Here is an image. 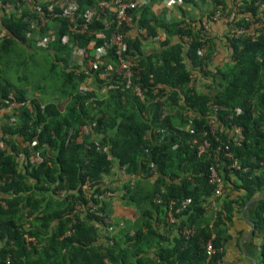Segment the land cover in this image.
I'll return each instance as SVG.
<instances>
[{
    "label": "trees",
    "instance_id": "trees-1",
    "mask_svg": "<svg viewBox=\"0 0 264 264\" xmlns=\"http://www.w3.org/2000/svg\"><path fill=\"white\" fill-rule=\"evenodd\" d=\"M6 1L15 8L9 13ZM100 1L108 0H78V13L96 9L102 15L79 19L87 27L82 35L69 30L65 11L71 0L36 32L49 36L44 49L52 71L61 68L54 102L44 104L10 82L0 85V105L7 106L14 93L17 102L33 107H21L14 123L3 122L13 139L0 151V264H220L234 219L251 200L264 197V0L241 1L238 16H243L234 21L241 33L224 35L231 61L217 68L212 62L222 40L211 16L218 9L220 19L230 14L226 0L210 1L209 29L203 26L204 11L193 16L183 10L182 20H168L155 16L154 5L141 8L132 18L138 35L127 39L125 49L136 63L133 85L126 89V81L114 77L115 88L105 92L106 66L116 70L119 63L113 50L99 59L88 47L92 42L96 50L106 47L103 35L113 32V17ZM35 8L22 0H0L7 33L0 27V63L31 57ZM254 31V38L243 34ZM75 50L82 53L79 60ZM89 81L92 90L82 95L80 85ZM203 81L209 83L200 89ZM31 89L52 97L41 85ZM237 128L245 136L240 145L232 138ZM205 141L211 148L200 154ZM21 153L28 162L21 164ZM33 153L41 163L29 160ZM213 166L225 190L216 211L208 207ZM115 170L126 176L121 200L139 214L123 226L113 219L114 189L102 182ZM88 181L93 185L86 195L82 187ZM171 205L175 224L167 223ZM251 208L264 264V199ZM186 228H195V234L187 238L181 233ZM209 242L216 249L211 258Z\"/></svg>",
    "mask_w": 264,
    "mask_h": 264
},
{
    "label": "built area",
    "instance_id": "built-area-1",
    "mask_svg": "<svg viewBox=\"0 0 264 264\" xmlns=\"http://www.w3.org/2000/svg\"><path fill=\"white\" fill-rule=\"evenodd\" d=\"M24 2V5H35V9L37 12V19L31 22V27L33 29V34L30 35L31 37H35L36 41L43 46L44 48L48 47V41L49 36L42 35L41 33H36L37 30H40L42 28H45L51 20L56 17L55 10L58 8V6H63L64 3H66L67 0H22ZM209 3L203 4L201 0H195V3L199 5L197 7L194 2H185V0H108L107 2H99L100 6L105 5L107 7L106 15L108 17H113V32L109 38H105L103 35V38L106 39V47L100 48V50H96V44L94 42L89 43V49L92 51L91 54L97 55L100 59L102 56L107 57V51L113 50L114 51V57L118 61V67L116 70H114L109 64L106 66L105 72H104V78L106 79L107 84L104 86V92L108 91L109 89H114L115 86L112 84V79L114 77H121L124 81H126V89H130L133 85V79H134V73L133 68L135 67L136 63L131 60L129 57L125 55V49L127 44V39L130 37H133L132 31L138 32V30H135V24L132 23L133 14L137 13L141 8L148 7L154 5L153 11L155 13L156 17L164 16L169 13V11H172L173 8L182 7V10H189L194 12H201L204 11L206 17L203 20V26L206 29H209ZM46 5L48 6V11L42 10V6ZM57 5V6H56ZM79 5L78 0H71L70 7H68L65 11V15L69 17L70 24H69V30L72 33L75 34H84L87 31L86 25H83L80 23V20L82 17L91 19L93 16L101 17V13L93 9L91 11H87L85 14H81L77 12ZM185 8V9H184ZM5 12H11L13 11L14 5L10 1H6V4L4 6ZM215 14L211 16L212 20L218 21L220 17L223 16V11L218 9L214 12ZM256 28H260L258 25ZM241 33L239 29H237ZM40 32V31H39ZM244 35L255 37L256 31L254 32H247L243 33ZM33 35V36H32ZM55 37H53V40ZM108 49V50H107ZM109 52V51H108ZM75 60H79L82 57V53L79 50H75L74 52ZM102 64V61L99 62ZM87 85H83L82 88V95L86 94V91H88L89 87L87 88ZM136 95L141 99L145 100V93L142 89L138 88L136 90ZM9 104L7 106L0 105V151L4 152L8 150L9 148V140H11L13 137L9 134H5L3 130V122H4V115L12 109L15 108H21V107H28L30 111L33 110L32 104L30 101L27 103H20L17 102L16 96L14 93H12L9 96ZM8 103V102H7ZM190 116H192L191 113L188 112ZM161 133H164V131L161 129ZM233 142L237 145H240L244 142L245 136L243 134L242 129L237 128L235 129V134L232 135ZM177 146H175L173 149H176ZM211 148V144L209 141H205L202 145L199 147V153H204L208 149ZM227 156L229 158H232V155L228 153L229 146L226 147ZM32 163H41L40 156H37L35 158H32L30 160ZM233 167H238V163L235 162ZM209 183L211 186H214V195L211 198V202L209 204L210 209H214L215 211L220 208V202H218V198L223 195L224 193V185L222 178L218 172L217 166H213L210 168V174H209ZM92 185L93 183L87 182L83 187L82 190L86 195L90 194V191H92ZM158 203H160V200H158ZM178 222V219L173 214V209L171 205V210L167 217V223L168 224H175ZM196 230L195 228H186L181 231V233L189 238L193 234H195ZM28 241H34L31 238H28ZM206 252L208 256L211 258L215 255L216 249L213 246L212 242H209L206 247ZM7 264H10L9 262Z\"/></svg>",
    "mask_w": 264,
    "mask_h": 264
},
{
    "label": "crops",
    "instance_id": "crops-1",
    "mask_svg": "<svg viewBox=\"0 0 264 264\" xmlns=\"http://www.w3.org/2000/svg\"><path fill=\"white\" fill-rule=\"evenodd\" d=\"M226 1L230 10L229 12L230 14L224 15V17L221 18L214 25V30L221 37L220 40L222 41L218 43L219 45L217 46L216 53L213 57L212 68L223 67L225 64L231 61L232 53L230 48H228L230 46L226 41V39H224V35H227L230 32L234 31L235 30L234 21H239L243 16L242 14L238 16L240 9H242L241 1L243 0H226ZM181 8L182 7L176 6L175 8L172 9V11H169V13L164 16V18L168 20L173 18L182 20L184 12ZM20 11L21 10H19V12ZM186 11L193 16L199 15V13L194 11H189V10ZM3 15L4 14H2V11H0V18L3 17ZM244 16L247 17L248 14ZM0 27L3 29V32L7 34L6 30L2 26L1 20H0ZM135 30L138 29L136 28ZM132 35L133 37L137 36L138 32L132 31ZM208 83L209 81H203L202 83H200L199 84L200 89L202 88L204 89L205 85H207ZM27 89L28 91H30L31 94L34 93L31 88H27ZM20 109L21 108H15L9 110L4 115V121L5 122L10 121L14 123L17 117L13 115L17 114V111H19ZM86 130L87 128H85L83 131ZM87 132L84 133L87 134ZM12 139L9 141H12ZM37 156H38L37 153H33L31 154L29 160ZM19 160L21 164L23 162H28V159L24 153L20 154ZM122 175H123L122 172L117 173V171L115 170L113 177L107 176L102 182L106 187H110L114 189L113 199L111 200V207L113 209V219L115 223H120V225L123 226L128 221L134 223L135 220H138L139 214L137 210H134L132 207H128L124 205V202L121 200V197L123 196V181L126 178V176L124 175L122 176ZM251 215H252V208L251 206H247L245 207L243 212L234 219V224L230 230L231 239L228 241L226 245L225 257L222 263L220 264H254L253 263L254 259L258 261V264H261L262 261V256L260 252L261 240L255 238L254 233L253 234L251 233L253 229L249 225V220H252ZM133 219L135 220L133 221ZM160 230L163 231L164 229L161 227ZM175 235L176 233L173 232L171 234V237H174ZM103 241H105V238H103Z\"/></svg>",
    "mask_w": 264,
    "mask_h": 264
},
{
    "label": "rangeland",
    "instance_id": "rangeland-1",
    "mask_svg": "<svg viewBox=\"0 0 264 264\" xmlns=\"http://www.w3.org/2000/svg\"><path fill=\"white\" fill-rule=\"evenodd\" d=\"M257 26L258 24L254 25V27ZM237 29L238 27L235 25L234 31H237ZM33 47V50L29 51V54L32 55L28 59H24L23 57L11 58L13 57L12 55L10 56L12 60L0 63V85L10 82L14 87L25 88L26 90L27 88H31V86L41 85L45 88L43 92L47 95H52V97L45 98L41 94L34 93L31 95H35L38 98L40 97L44 104L49 101L54 102L57 98L55 90L60 85L61 68L57 67L55 71H52V59L48 56L46 49L39 43H35ZM5 63L10 64L6 65ZM88 87L89 90H92L93 86L91 81H89ZM80 88L83 87L80 85ZM59 104L61 108H64L66 105L64 101H59ZM16 117L18 118L17 115ZM84 132H87V130ZM134 220L135 219H133V221ZM262 263L263 260L261 261V264Z\"/></svg>",
    "mask_w": 264,
    "mask_h": 264
},
{
    "label": "water",
    "instance_id": "water-1",
    "mask_svg": "<svg viewBox=\"0 0 264 264\" xmlns=\"http://www.w3.org/2000/svg\"><path fill=\"white\" fill-rule=\"evenodd\" d=\"M261 199H264V197H256V198H254L253 200H251V201L246 205V207H247V206H251V205L255 204L256 202H259ZM249 224H250L251 227L253 228L252 231H251V233L253 234V233H254V223H253L252 220H249ZM253 263H254V264H258V261L254 259V260H253Z\"/></svg>",
    "mask_w": 264,
    "mask_h": 264
}]
</instances>
